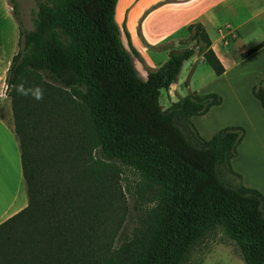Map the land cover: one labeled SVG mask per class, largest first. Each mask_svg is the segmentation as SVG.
Returning a JSON list of instances; mask_svg holds the SVG:
<instances>
[{"label": "trees", "instance_id": "16d2710c", "mask_svg": "<svg viewBox=\"0 0 264 264\" xmlns=\"http://www.w3.org/2000/svg\"><path fill=\"white\" fill-rule=\"evenodd\" d=\"M34 1L27 30L11 0L19 50L6 95L28 205L0 225V264H185L215 231L245 264H264V196L231 168L245 130L199 135L191 118L220 105L217 94L190 92L160 105L161 91L194 55L224 73L203 26H188L187 46L142 80L129 33L123 27L127 50L115 22L118 0ZM19 84L39 86L43 99L19 94ZM252 95L264 111V70ZM126 171L152 198L132 238L119 242L108 220Z\"/></svg>", "mask_w": 264, "mask_h": 264}, {"label": "crops", "instance_id": "0c3cea01", "mask_svg": "<svg viewBox=\"0 0 264 264\" xmlns=\"http://www.w3.org/2000/svg\"><path fill=\"white\" fill-rule=\"evenodd\" d=\"M118 3L119 0L115 14ZM248 3H255L259 11L251 15ZM133 5L140 8L134 26H128V12H123L116 23L125 22L139 56V60L132 57L133 65L142 80L147 79L148 70L162 66L172 51L180 50L179 43L183 40L177 36L185 33L188 26H203L224 73L216 76L201 57L194 55L183 64L177 82L161 92L160 98L164 92L167 101L161 107L168 109L190 92L219 95L221 104L203 116L192 117L191 123L205 140L223 128L242 127L245 135L237 156L231 160V168L244 187L264 196V111L252 95L255 77L264 70V46L242 57L264 41V0H134ZM12 11L11 0H0V90L7 87L11 61L19 50L18 23ZM258 17H262L260 35L250 42L247 35ZM225 25L234 32L227 45L219 33ZM121 40L124 45L123 35ZM10 115L11 104L6 95L0 98V225L28 205L19 143Z\"/></svg>", "mask_w": 264, "mask_h": 264}, {"label": "rangeland", "instance_id": "374dc122", "mask_svg": "<svg viewBox=\"0 0 264 264\" xmlns=\"http://www.w3.org/2000/svg\"><path fill=\"white\" fill-rule=\"evenodd\" d=\"M17 5V11L23 26L27 30H32L34 14L37 12V6L34 0H14ZM134 0H119L118 9L116 11V21H119L123 12L126 13L127 23L130 28L134 26L138 12L140 8L134 6ZM145 4V3H144ZM247 7L251 10L250 14L257 13L259 9L255 6V3H248ZM220 11V9L218 10ZM13 12V11H12ZM14 16V15H13ZM15 18V17H14ZM262 17H258L254 20L251 26V30L247 35V40L252 41L260 35L259 26ZM255 25V26H254ZM121 35H123L124 46L127 50V42L124 36V28L126 29L124 20L120 24H117ZM254 26V27H253ZM183 41H180V50L187 46L189 35L185 33L177 36ZM189 46V45H188ZM55 85L52 82H49ZM162 92V91H161ZM165 93L163 92L160 98V105L165 107L167 101L165 99ZM9 103L10 99L8 98ZM5 106V105H4ZM11 123L14 125L13 114L9 116ZM178 125V124H177ZM184 134L187 137V132L184 130ZM225 183L234 182L231 177H222ZM118 196L119 200L114 203V211L111 218L108 220V224L112 229L117 228L116 240L121 242L131 239L140 219L144 216L145 211L150 206L151 194L148 191H144L138 186V179L132 172L126 171L119 182ZM109 214V212H108ZM107 214V217H108ZM110 216V214H109ZM185 264H245L239 255L235 245L228 241L219 231H215L209 235L206 239L200 242L190 253Z\"/></svg>", "mask_w": 264, "mask_h": 264}, {"label": "clouds", "instance_id": "9594fccd", "mask_svg": "<svg viewBox=\"0 0 264 264\" xmlns=\"http://www.w3.org/2000/svg\"><path fill=\"white\" fill-rule=\"evenodd\" d=\"M9 90L10 89L8 87H5L4 89L0 90V98L5 97L7 91ZM15 90L21 95H31L36 100L43 99V89L39 86L26 88L24 84H19L16 86Z\"/></svg>", "mask_w": 264, "mask_h": 264}, {"label": "built area", "instance_id": "2783aa9c", "mask_svg": "<svg viewBox=\"0 0 264 264\" xmlns=\"http://www.w3.org/2000/svg\"><path fill=\"white\" fill-rule=\"evenodd\" d=\"M219 33L222 37L225 45L228 44V40L234 38V32L231 30L230 26L225 25L219 29Z\"/></svg>", "mask_w": 264, "mask_h": 264}]
</instances>
